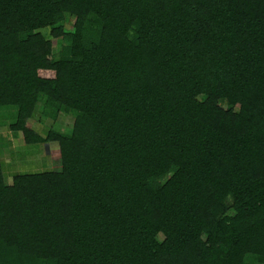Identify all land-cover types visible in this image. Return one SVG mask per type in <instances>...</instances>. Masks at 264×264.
<instances>
[{"label": "trees", "instance_id": "1", "mask_svg": "<svg viewBox=\"0 0 264 264\" xmlns=\"http://www.w3.org/2000/svg\"><path fill=\"white\" fill-rule=\"evenodd\" d=\"M9 106L61 169L0 148V264H264V0H0Z\"/></svg>", "mask_w": 264, "mask_h": 264}, {"label": "crops", "instance_id": "2", "mask_svg": "<svg viewBox=\"0 0 264 264\" xmlns=\"http://www.w3.org/2000/svg\"><path fill=\"white\" fill-rule=\"evenodd\" d=\"M55 120L51 115L45 114L44 116L40 110L36 112L29 122L39 135L45 137L51 129L53 122L58 121ZM10 124L0 122L2 169L6 178H13V176L23 173L55 170L53 167V154L51 152L53 143L45 141L41 143H26L23 133L11 130Z\"/></svg>", "mask_w": 264, "mask_h": 264}, {"label": "rangeland", "instance_id": "3", "mask_svg": "<svg viewBox=\"0 0 264 264\" xmlns=\"http://www.w3.org/2000/svg\"><path fill=\"white\" fill-rule=\"evenodd\" d=\"M75 19L70 18L66 22V28L68 30H72L74 26ZM204 97H200V99H203ZM16 114H17V109L14 106H9V107H3L0 108V122L1 123H12L16 119ZM51 115V113L49 114ZM51 118V117H50ZM58 120V121H56ZM56 122H53L51 129H55L57 131H61L64 133H70L73 128L74 124V116L71 114H65V113H60L57 118ZM30 121V120H29ZM28 121V125L31 127L30 122ZM50 131V130H49ZM47 134V133H46ZM46 137V136H45ZM52 156H53V167L55 170H60L61 169V159H60V148L59 145L55 142H52ZM1 147V144H0ZM2 152V150H1ZM8 183L12 182V178H7L6 179Z\"/></svg>", "mask_w": 264, "mask_h": 264}]
</instances>
